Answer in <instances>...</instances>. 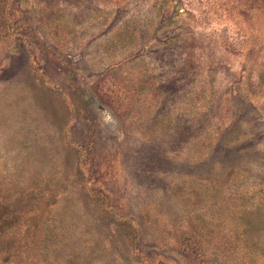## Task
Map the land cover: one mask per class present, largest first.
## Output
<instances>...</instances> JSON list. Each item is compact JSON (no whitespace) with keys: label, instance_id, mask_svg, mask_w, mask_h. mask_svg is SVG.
I'll use <instances>...</instances> for the list:
<instances>
[{"label":"rangeland","instance_id":"374dc122","mask_svg":"<svg viewBox=\"0 0 264 264\" xmlns=\"http://www.w3.org/2000/svg\"><path fill=\"white\" fill-rule=\"evenodd\" d=\"M0 264H264V0H0Z\"/></svg>","mask_w":264,"mask_h":264}]
</instances>
